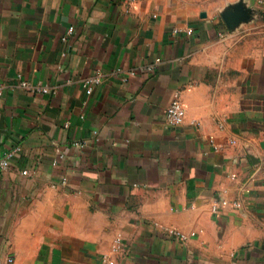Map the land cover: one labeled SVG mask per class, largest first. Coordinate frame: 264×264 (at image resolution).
<instances>
[{"label":"crops","instance_id":"obj_1","mask_svg":"<svg viewBox=\"0 0 264 264\" xmlns=\"http://www.w3.org/2000/svg\"><path fill=\"white\" fill-rule=\"evenodd\" d=\"M242 1L229 30L202 0H0V264H99L117 234V264H264V21Z\"/></svg>","mask_w":264,"mask_h":264},{"label":"built area","instance_id":"obj_2","mask_svg":"<svg viewBox=\"0 0 264 264\" xmlns=\"http://www.w3.org/2000/svg\"><path fill=\"white\" fill-rule=\"evenodd\" d=\"M130 1V0H128ZM256 5L259 9L263 11L264 9V0H256ZM264 14V11H263ZM73 30L72 26H69L67 33H71ZM184 32L187 35L192 34L191 28L184 29ZM159 61V58H155L154 62L148 64L145 66L144 71L151 72L155 64ZM135 70H123L122 68H115L113 70L114 74H117L120 77L121 81H126L129 76L135 75ZM102 73L100 71H97V73L94 76L88 77L84 80H82L81 85L85 89V93L89 94L92 90V87L94 85H97L100 83V77ZM18 85L21 86L24 89H27L31 92H47L48 88L45 85H33L30 82L21 80L18 82ZM2 95V86H0V97ZM185 118V111L182 105V102L180 100L179 94L174 93L170 102L168 103L166 110H165V121L169 126H179L183 123ZM14 150H8L5 151L3 156L0 158V169H4L9 166L10 159L13 156ZM23 173H26L25 171ZM63 182H65L63 180ZM230 206L231 208H238L240 206V202L238 200H227V199H220L215 200L211 204V211L213 213H218L222 207ZM166 233H168L171 236L177 237L178 239H185L186 235L182 232H179L177 230H165ZM194 232H191L190 235H193ZM125 250V244L123 241V238L120 234H117L111 243L110 250L108 253H104L100 257V263L99 264H117L116 260V254L124 252ZM11 261V259H9Z\"/></svg>","mask_w":264,"mask_h":264},{"label":"water","instance_id":"obj_3","mask_svg":"<svg viewBox=\"0 0 264 264\" xmlns=\"http://www.w3.org/2000/svg\"><path fill=\"white\" fill-rule=\"evenodd\" d=\"M253 8L247 6L242 0L228 4L221 12L220 16L225 26L232 30L242 22H247L253 18ZM205 12H200V17H205Z\"/></svg>","mask_w":264,"mask_h":264},{"label":"rangeland","instance_id":"obj_4","mask_svg":"<svg viewBox=\"0 0 264 264\" xmlns=\"http://www.w3.org/2000/svg\"><path fill=\"white\" fill-rule=\"evenodd\" d=\"M236 1H238V0H235L234 2H236ZM255 2H256V0H255ZM230 3H233V2H230L227 0H207V1L202 0V2H199L198 5H200L202 8L207 9L209 12L214 13L217 16H220V12ZM257 9L260 11L261 14L264 11V9L262 11L258 7H257ZM263 16H264V14H262V17H260V19L264 21ZM220 19H221V17H220Z\"/></svg>","mask_w":264,"mask_h":264}]
</instances>
